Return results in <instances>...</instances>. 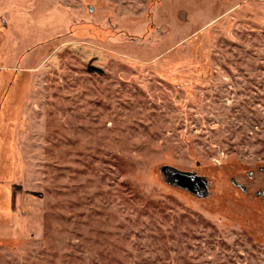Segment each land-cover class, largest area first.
<instances>
[{
    "label": "rangeland",
    "instance_id": "1",
    "mask_svg": "<svg viewBox=\"0 0 264 264\" xmlns=\"http://www.w3.org/2000/svg\"><path fill=\"white\" fill-rule=\"evenodd\" d=\"M0 264H264V0H0Z\"/></svg>",
    "mask_w": 264,
    "mask_h": 264
},
{
    "label": "water",
    "instance_id": "2",
    "mask_svg": "<svg viewBox=\"0 0 264 264\" xmlns=\"http://www.w3.org/2000/svg\"><path fill=\"white\" fill-rule=\"evenodd\" d=\"M163 173L167 180L174 185L189 190L192 193L203 191V179L197 178L194 174L176 171L171 168H164Z\"/></svg>",
    "mask_w": 264,
    "mask_h": 264
}]
</instances>
